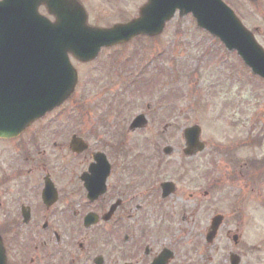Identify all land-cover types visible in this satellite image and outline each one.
Wrapping results in <instances>:
<instances>
[{
    "label": "flooded vegetation",
    "instance_id": "obj_1",
    "mask_svg": "<svg viewBox=\"0 0 264 264\" xmlns=\"http://www.w3.org/2000/svg\"><path fill=\"white\" fill-rule=\"evenodd\" d=\"M78 1L85 7L88 0ZM103 1L117 6L126 0ZM131 1L139 3L133 15L118 22L136 17L146 2ZM38 12L53 20L43 7ZM96 20L88 14L91 26L116 23ZM72 62L79 82L74 93L43 116L35 110L34 83L23 82L25 64L15 62L23 69L15 68L12 83L3 87L7 99L21 101L0 117V132H11L0 135V243L6 264H263L260 246L246 243L247 218L240 201L218 206L215 199L221 193L233 202L231 185L244 181L239 195L243 198L249 186L256 190L261 208L255 218L264 227L259 216L264 215V177H121L135 137L146 135L147 145L161 150L168 145L169 131L177 128L168 124L163 101L157 99L139 112L145 115L146 126L129 131L133 117L122 115L135 103L121 102L115 73L104 79L103 68L98 71L95 61ZM37 64L34 56L33 65ZM94 67L101 77H96ZM180 139L176 152H181L180 163L198 160L199 154H182L183 136ZM105 162L110 165L109 177H88L92 166L103 171ZM74 163L84 165L78 174L86 177H57L74 174ZM201 195L209 198V205H202ZM176 200L181 202L180 213L171 206ZM188 200L195 203L186 211L182 204ZM201 213L206 214L204 220ZM216 215L222 222L210 241L206 235Z\"/></svg>",
    "mask_w": 264,
    "mask_h": 264
},
{
    "label": "rangeland",
    "instance_id": "obj_2",
    "mask_svg": "<svg viewBox=\"0 0 264 264\" xmlns=\"http://www.w3.org/2000/svg\"><path fill=\"white\" fill-rule=\"evenodd\" d=\"M230 1L233 3L235 0ZM233 4L237 6L244 18L245 15H247L245 10L249 11V13L251 12V17H247L248 27L252 29L253 25L259 27L256 40H258L264 48V0H256L254 3H249V5L245 3L239 4L238 2ZM94 6L95 0L92 1L91 9H93ZM100 7H103V9H100ZM122 7L124 13H120V10H117L118 12L116 10H111L108 6L100 4L97 7L98 14L94 15V18L103 20L108 14L109 16L105 19L110 21L119 18L125 19L133 14L134 3H126ZM96 19L94 20L98 21ZM103 23H105V21H103ZM193 23L194 22L189 17L180 20L175 17L174 20L169 23L164 34L152 42H133L125 47L120 55H117L119 49L103 51L104 53H101L102 56L97 61L99 68L97 69L94 67L93 71L96 77H101L103 74V78L106 79L108 75L114 71L111 66L103 65L110 57L113 55L115 57L117 56V59H119L120 56L123 59L131 57L130 60L121 62L118 68L120 73L114 75V79H116L117 82H122L144 62L148 55H151L157 49H161L160 47L162 46L164 55L160 58L162 60L159 59L157 62L159 64L158 71L165 76L164 78H162V75L157 76L155 74V76L156 78H162V90H164V94L168 93V95H174L170 97V99L176 101L174 104L168 106V98L166 99L163 97V99L167 101L164 112L166 113L165 115L168 116V122L170 125L177 128L191 126L195 123L201 127L200 138L206 144V148L204 152L200 154L198 160L190 164L186 163L182 165L180 163L179 154H172L173 156L165 157L161 150H158L156 154H158L160 160H157L156 157L155 160H150L146 165L143 176L182 177L181 175L186 176L189 174L188 177H199L201 173L200 177H264V165L258 162L250 164L252 160L248 159L250 154L254 157L256 156L255 159L264 156V146L252 149L247 146L241 147L240 145L237 151L242 158L240 167H238L237 164L234 165L227 152L230 148L229 146L234 144L233 140H241L247 138L249 135H258L260 130H264V83L253 79L252 75L249 74L234 55H229L227 58L230 62L229 69L232 75H227V77L222 80L223 66L220 63L214 64V61L218 56V59L221 58V53L224 56L222 52L224 49H222L211 37L206 38L205 34L199 33V31L196 33ZM185 43L191 45L187 51L182 50ZM205 47L208 48L206 51ZM220 60L224 61L225 57ZM155 63L156 62L150 67L152 71H154ZM102 66L104 69L101 74L98 71L101 70ZM149 69L145 70L143 72L144 74L140 77H148L150 80ZM214 69L215 71H213ZM225 99L236 100L237 106L232 104L231 107H225ZM144 100L145 102L148 101L147 98ZM137 102L136 110L134 109V111L130 112V116L140 111L141 106L139 105V98ZM228 111H232L233 115H228ZM238 120L239 125H231L238 123ZM181 136L182 133L178 131V129L170 131L169 145L173 147L174 150L181 147ZM139 138H143L142 143L144 144H142V146H134L131 152L138 151L142 156L149 154L148 146L145 145L148 136L135 137L134 144ZM154 162L159 164H154ZM135 163L136 161L133 159L128 164L130 168H136V170L134 168V172L140 167V165H135ZM157 165V170L153 171L152 169ZM124 167L125 165L121 170V177L126 176ZM73 168L75 170L74 174L65 176L64 173H58L57 177H79L78 172L84 169V165L74 163ZM214 168H216V170L213 175L210 172ZM138 176L137 172H135L134 175H129V177ZM243 184L244 181H234L233 185H231V191L235 193L233 202H231V200L226 201L221 193L218 194L215 202L218 206H229L230 203L236 206L235 200H237L238 203L240 201L239 205L242 208L241 212H245L247 218L248 229L246 227L243 228L246 243L249 245L259 244V256L261 260H264V227L260 226V223H258L255 218V212L258 211L261 206L258 196L254 194L256 190L252 192L250 186L246 188L244 197H241L243 193L239 189ZM201 199L203 201L202 205L205 206L210 204L208 197H203V195H201ZM194 203L195 201L188 200L182 205L185 207V210L188 211V209H192ZM171 206L174 212L180 213L178 211V208L181 207V202L179 200H176L175 205L171 204ZM205 215L206 214L201 213L200 219L204 220ZM259 216L262 221H264V215L259 214Z\"/></svg>",
    "mask_w": 264,
    "mask_h": 264
},
{
    "label": "water",
    "instance_id": "obj_3",
    "mask_svg": "<svg viewBox=\"0 0 264 264\" xmlns=\"http://www.w3.org/2000/svg\"><path fill=\"white\" fill-rule=\"evenodd\" d=\"M41 4L55 17L54 23L37 16L36 8ZM176 10H179L181 16L192 13L199 27L218 37L228 49L236 50L252 73L264 78L263 51L219 0H149L140 10L138 19L109 29L88 27L82 7L74 0H2L0 88L12 83L13 77L8 73V67H11L9 63L40 45L41 50L37 52V55L40 54L37 74L40 76L39 109L42 115L64 102L75 87L76 73L69 64L68 54L86 62L93 60L102 47L125 43L138 35H157ZM33 54L34 51L28 55L31 74L34 67ZM19 68L23 69L22 65L19 64ZM9 134L11 132H0V135ZM185 135L188 149L191 150L189 153L186 151L187 154L194 153L197 148L202 150L203 145L198 143V128L186 131ZM165 152L169 153L170 149ZM97 168L91 170L90 177H106L108 169L101 175ZM0 264H5L1 246Z\"/></svg>",
    "mask_w": 264,
    "mask_h": 264
}]
</instances>
